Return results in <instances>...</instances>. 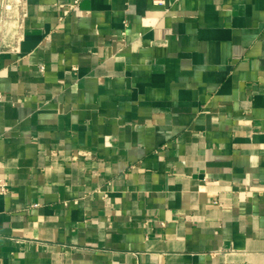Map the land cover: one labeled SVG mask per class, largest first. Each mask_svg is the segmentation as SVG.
Here are the masks:
<instances>
[{
  "label": "crops",
  "instance_id": "0c3cea01",
  "mask_svg": "<svg viewBox=\"0 0 264 264\" xmlns=\"http://www.w3.org/2000/svg\"><path fill=\"white\" fill-rule=\"evenodd\" d=\"M0 180V264H264V0H20Z\"/></svg>",
  "mask_w": 264,
  "mask_h": 264
},
{
  "label": "built area",
  "instance_id": "2783aa9c",
  "mask_svg": "<svg viewBox=\"0 0 264 264\" xmlns=\"http://www.w3.org/2000/svg\"><path fill=\"white\" fill-rule=\"evenodd\" d=\"M19 1L20 0H0V26L3 25L4 21ZM5 192H7L6 183L0 180V193Z\"/></svg>",
  "mask_w": 264,
  "mask_h": 264
}]
</instances>
